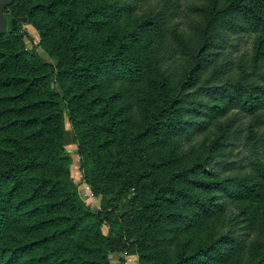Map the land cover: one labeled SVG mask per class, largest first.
Instances as JSON below:
<instances>
[{
	"label": "trees",
	"instance_id": "16d2710c",
	"mask_svg": "<svg viewBox=\"0 0 264 264\" xmlns=\"http://www.w3.org/2000/svg\"><path fill=\"white\" fill-rule=\"evenodd\" d=\"M146 1L14 0L5 9L36 23L56 64L29 50L9 19L0 34V264H110L114 239L149 264H245L259 251L264 0H183L186 25L175 30L182 0L139 15ZM64 109L83 179L134 205L111 233L101 230L109 210H91L69 179ZM221 119L212 158L189 155L183 146ZM232 140L245 153L219 180L208 162ZM213 192L242 218L229 234L194 238L197 220H226Z\"/></svg>",
	"mask_w": 264,
	"mask_h": 264
},
{
	"label": "rangeland",
	"instance_id": "374dc122",
	"mask_svg": "<svg viewBox=\"0 0 264 264\" xmlns=\"http://www.w3.org/2000/svg\"><path fill=\"white\" fill-rule=\"evenodd\" d=\"M160 4L161 0H147L142 5L143 8L139 12V15L141 13L147 15V13H150L156 7H159ZM182 8L183 12H181ZM186 9L187 3L183 2L182 0L180 8L176 12V16L173 18L170 24V26L174 30L175 28H185ZM5 15L7 17V29L9 19H13L16 27L19 29L20 32L24 33L25 35L27 48L29 50L34 51V53L43 61H50L54 65L56 64V60L50 58L40 45V35L36 28L35 22L29 20L26 14L17 13L12 10L5 11ZM239 47L247 48L248 44L243 39L242 41H240ZM227 49L234 51L233 54H231L232 56L237 53L235 52V47L227 46ZM54 87L57 89L56 85H54ZM224 121V119H221L219 122L216 123L214 127L208 129L203 134L195 135L193 140L189 144H185L183 148L188 151L189 155H193V153H198L203 159L206 156L212 158L211 155L213 151V144L222 134L225 125ZM64 127L65 135L63 142V151L70 157L69 179L76 188L82 202L91 210H109V219L104 221L101 226V230L104 234L111 233L112 221L115 218H119L122 222H126L128 220L127 214L132 209H134V205L128 201V198H125V200L121 201H115L110 196L104 197L102 195L95 194V191L92 186L83 179L82 172L79 169L80 159L77 153V143L73 137L71 120L68 116L66 109H64ZM244 153L245 150L243 145L239 141L232 140V143L225 148L223 154L218 155L217 157H213V159L209 160L208 167H211L212 173H214L219 180H225L227 179V177L233 176V171H230L227 168V164L229 163V161H234L235 163H237L236 161H238L239 164H241V158ZM213 179L214 178L212 176L207 178L208 181H212ZM219 196L220 198L216 199ZM211 200H213L214 203H223L225 209L224 215L226 217V220L222 224H216L213 219H209L208 221L197 220L192 224L193 228L188 231V234H192L194 238H201L203 236H206L207 239L213 240L222 233L229 234V232H231L232 228L235 226V221L242 218V216H239L242 212H240L237 208V204L232 202L228 197L224 196V194L213 192ZM236 216L239 217L234 221L233 218ZM261 239L259 251L255 256H251L250 252L243 256L242 261H245V264H251L253 262L255 263L264 257V236ZM113 247L114 250L109 253L110 264H149V262H147L145 258L141 256L140 252L138 250L136 251L135 248L129 246L128 242L125 240L117 241V239H114ZM222 249H224L223 245L221 246L220 250ZM204 264L218 263L208 262Z\"/></svg>",
	"mask_w": 264,
	"mask_h": 264
},
{
	"label": "water",
	"instance_id": "95a60500",
	"mask_svg": "<svg viewBox=\"0 0 264 264\" xmlns=\"http://www.w3.org/2000/svg\"><path fill=\"white\" fill-rule=\"evenodd\" d=\"M13 1L14 0H0V34H3L7 31V17L5 15V9Z\"/></svg>",
	"mask_w": 264,
	"mask_h": 264
}]
</instances>
